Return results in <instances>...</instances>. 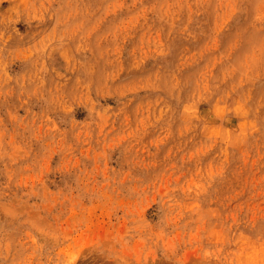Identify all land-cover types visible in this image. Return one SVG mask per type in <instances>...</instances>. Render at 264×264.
Wrapping results in <instances>:
<instances>
[{
  "label": "rangeland",
  "instance_id": "obj_1",
  "mask_svg": "<svg viewBox=\"0 0 264 264\" xmlns=\"http://www.w3.org/2000/svg\"><path fill=\"white\" fill-rule=\"evenodd\" d=\"M0 264H264V0H0Z\"/></svg>",
  "mask_w": 264,
  "mask_h": 264
}]
</instances>
